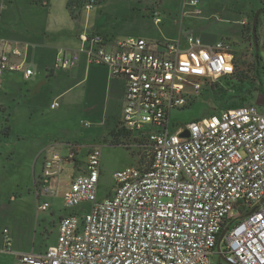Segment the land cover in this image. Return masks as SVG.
Wrapping results in <instances>:
<instances>
[{
    "label": "built area",
    "instance_id": "2783aa9c",
    "mask_svg": "<svg viewBox=\"0 0 264 264\" xmlns=\"http://www.w3.org/2000/svg\"><path fill=\"white\" fill-rule=\"evenodd\" d=\"M97 3L88 0L85 9ZM183 9L205 16L200 0H183ZM79 41L53 69L70 70L85 57L123 81L119 130L147 147L151 165L116 170L111 193L102 196L103 150L93 147L63 193L64 208L74 213L61 219L57 242L44 254L20 255V263L210 264L226 230L219 254L227 263L264 264V101L171 124L173 111L235 74L230 41L205 43L193 33L185 42L100 33L81 34ZM28 51L29 45L0 37V104L8 76L36 74ZM59 106L58 100L51 104ZM67 158L75 161L74 153ZM64 161L57 153L46 160L44 182L36 188L39 211L49 210L42 199L56 195L48 181L61 176ZM4 245L13 246L8 230Z\"/></svg>",
    "mask_w": 264,
    "mask_h": 264
},
{
    "label": "crops",
    "instance_id": "0c3cea01",
    "mask_svg": "<svg viewBox=\"0 0 264 264\" xmlns=\"http://www.w3.org/2000/svg\"><path fill=\"white\" fill-rule=\"evenodd\" d=\"M88 0H0V37L29 45L28 60L36 74L8 76L0 104V264H21L22 254L41 255L58 238L61 219L71 213L63 193L82 171L88 152L100 146L109 131H119L125 84L109 70L89 64L85 57L72 69H53L56 59L80 47L81 34L107 38L140 37L153 41L181 40L189 33L205 43L236 39L261 10L258 30L264 32V0H200L205 16L185 14L183 0H98L90 11ZM125 14L132 31L117 30L113 16ZM58 100L60 106L51 108ZM73 114L87 129L86 136L60 139L50 114L58 121ZM69 114V115H70ZM79 124V123H78ZM85 137V138H84ZM74 153L75 161L67 158ZM65 157L62 174L49 180L56 195L43 197L49 210H38L36 188L44 164L53 154ZM78 162V163H77ZM81 163H84L80 166ZM78 166L80 168H78ZM4 230L13 246L6 249Z\"/></svg>",
    "mask_w": 264,
    "mask_h": 264
},
{
    "label": "rangeland",
    "instance_id": "374dc122",
    "mask_svg": "<svg viewBox=\"0 0 264 264\" xmlns=\"http://www.w3.org/2000/svg\"><path fill=\"white\" fill-rule=\"evenodd\" d=\"M128 18L125 14L113 16V22L117 30L127 33L133 30L130 24L125 22ZM236 39H229L233 52L236 55L238 70L232 79L220 80L208 86L192 104L182 110H175L171 115L172 127L180 124H187L193 120L203 118L222 110L239 107L245 104H261L264 101V32L257 31L258 48L255 46L253 25L246 30L238 31ZM136 37V36H134ZM124 38V37H120ZM260 56V64H257L256 57ZM260 109L264 110L262 106ZM65 112L58 121L57 115L50 114L52 124L60 134V139H68L75 143H80L77 138H73V131L77 130V135L86 136L87 129L83 130L79 119L75 125L73 114ZM79 123V124H78ZM85 138V137H84ZM140 146L130 141V137L122 131H109L104 140L101 141L102 154V186L101 195L111 193L113 188L112 174L129 165L138 166L145 169L151 165L152 155L145 149L144 144ZM78 163V162H77ZM84 163H81L82 166ZM78 168H80L78 166ZM83 170V169H82ZM57 240L50 238V240ZM222 252L225 246L221 247ZM210 264H229L221 257L219 252L211 257Z\"/></svg>",
    "mask_w": 264,
    "mask_h": 264
},
{
    "label": "water",
    "instance_id": "95a60500",
    "mask_svg": "<svg viewBox=\"0 0 264 264\" xmlns=\"http://www.w3.org/2000/svg\"><path fill=\"white\" fill-rule=\"evenodd\" d=\"M260 13H261V10H259L255 16H254V20H253V35H254V42H255V46L256 48H258V43H257V23H258V19H259V16H260ZM182 136L183 137H188L189 136V133L188 132H184L182 133ZM226 235V230H224L220 237H219V240H218V244H217V251L220 253L222 250H221V247H222V241L224 239ZM221 257L225 259V257L221 254ZM226 260V259H225Z\"/></svg>",
    "mask_w": 264,
    "mask_h": 264
},
{
    "label": "trees",
    "instance_id": "16d2710c",
    "mask_svg": "<svg viewBox=\"0 0 264 264\" xmlns=\"http://www.w3.org/2000/svg\"><path fill=\"white\" fill-rule=\"evenodd\" d=\"M262 11H264V10H262ZM258 24H259V21H258V23H257V31H258ZM237 70H238V65H237V69H236L235 74H234L232 77L228 78L229 80L232 79V78H234V77L236 76V74H237ZM144 147H145V149H147V147H146L145 145H144Z\"/></svg>",
    "mask_w": 264,
    "mask_h": 264
},
{
    "label": "flooded vegetation",
    "instance_id": "af4514ba",
    "mask_svg": "<svg viewBox=\"0 0 264 264\" xmlns=\"http://www.w3.org/2000/svg\"><path fill=\"white\" fill-rule=\"evenodd\" d=\"M256 59H257V64L259 65L261 61L260 56H257Z\"/></svg>",
    "mask_w": 264,
    "mask_h": 264
}]
</instances>
